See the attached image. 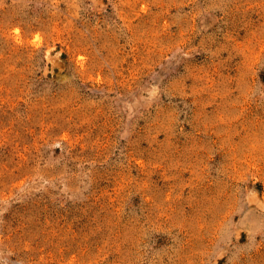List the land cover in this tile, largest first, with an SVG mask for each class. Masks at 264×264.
Segmentation results:
<instances>
[{
    "label": "rangeland",
    "instance_id": "rangeland-1",
    "mask_svg": "<svg viewBox=\"0 0 264 264\" xmlns=\"http://www.w3.org/2000/svg\"><path fill=\"white\" fill-rule=\"evenodd\" d=\"M0 264H264V0H0Z\"/></svg>",
    "mask_w": 264,
    "mask_h": 264
}]
</instances>
